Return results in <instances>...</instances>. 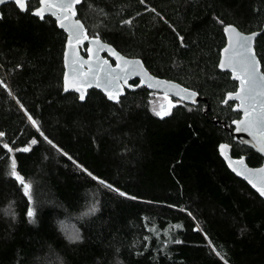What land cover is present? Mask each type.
<instances>
[{
  "label": "trees",
  "instance_id": "16d2710c",
  "mask_svg": "<svg viewBox=\"0 0 264 264\" xmlns=\"http://www.w3.org/2000/svg\"><path fill=\"white\" fill-rule=\"evenodd\" d=\"M77 10L89 37L98 33L155 76L208 100L180 102L163 119L153 113L157 93L147 87L126 90L120 103L91 89L80 102L63 90L65 32L53 18L3 6L0 264H264V200L228 170L218 147L229 143L233 157L245 156L252 167L264 158L234 141L232 121L241 114L235 102L222 101L238 84L217 66L226 43L218 20L262 31L255 49L264 60V0H83ZM33 138L38 142L27 153L3 149L29 146ZM10 157L32 185L31 203L8 174ZM76 164L137 199L99 185ZM93 194L98 211L82 216ZM77 229L82 239L70 242Z\"/></svg>",
  "mask_w": 264,
  "mask_h": 264
},
{
  "label": "snow or ice",
  "instance_id": "6c2138e0",
  "mask_svg": "<svg viewBox=\"0 0 264 264\" xmlns=\"http://www.w3.org/2000/svg\"><path fill=\"white\" fill-rule=\"evenodd\" d=\"M12 2L18 6L19 11L27 12L41 21H45L46 16L54 18L52 22L67 33L64 63L65 68L69 69V71H65L63 74V90L65 92H69V90L75 91L79 94L78 99L80 101L85 100L87 89L94 86L95 88L102 89L109 101L120 103V97L124 94V86L135 88L142 84H147L149 88L163 90V100L166 103L161 104L159 109L155 106L152 108L153 113L161 119L172 115V109L180 101L187 99L195 103L193 98L198 95L197 92L149 75L141 60L126 59L110 45L101 41L98 33L90 38L84 23H82L81 19L77 18V5H80L82 0H38V6L35 7H30L28 0H12ZM5 3L6 0H0V5ZM140 3L145 4V0H140ZM88 7L91 8L92 5L89 4ZM150 11L156 13L155 8L150 9ZM156 15L159 16V13H156ZM217 22L223 25L222 32L226 36V44L221 49L217 66L221 70L229 71L231 78L238 82L236 90L228 92L227 98L222 103L228 104L229 100L238 101L234 105V110L238 111L241 116L239 119L232 121V124L235 125L234 131L236 133H247L252 137L255 149L259 153H264V70H262L264 68V60L258 57L254 48V38L258 33L245 34L233 25L224 24L222 20H218ZM121 23L131 26L132 20H122ZM183 39L182 36H179L182 45ZM84 41H88L90 45L86 48L87 59L80 56L78 51L79 46L83 45ZM103 51H107L110 56L115 58V67L112 66L108 59L102 58L99 55ZM132 76H139L141 78L140 84H128V80ZM0 85L7 88V85L3 81H0ZM173 90L174 95L179 98L175 103L170 98V93ZM21 108H23L22 104ZM188 111H192V109L189 108ZM28 119L48 144L52 145L57 151L62 152L69 160H72V157L68 153L63 152L40 130L36 120L31 116H28ZM4 135L3 132H0V137ZM37 142L33 138L29 146L16 149L11 148L5 143L3 144V149H6L9 154L14 151L27 153L31 151V145H35ZM228 148V144L222 143L219 145L220 155L228 161L229 168L237 176L243 177L260 197H264V166L250 168L245 163L243 157L233 160L226 153V149ZM73 163L75 164L76 162L73 161ZM10 165L11 170L8 174L22 186L24 196L31 203L33 199L31 183L26 182L21 173L17 171L15 157H10ZM76 167L82 169L88 177L98 182L99 185L118 192L122 197L128 196L127 193L114 188L111 183L95 176L91 171L83 168L82 165L76 164ZM128 198L132 200L137 199L135 196H128ZM98 204L99 201L95 198V194H93L91 206L86 205L87 211L81 215L94 214L98 211ZM181 211H184V209H181ZM188 214L191 215L190 212ZM26 215L30 219V222H34L32 218L35 216V212L32 207L27 209ZM145 226L147 227V225ZM176 227H180V225H176ZM68 239L74 243L81 240L82 237L78 230H76L68 235ZM174 242L177 244L181 243L179 240H175ZM216 255L220 256V253L216 252ZM225 264H227L226 261Z\"/></svg>",
  "mask_w": 264,
  "mask_h": 264
},
{
  "label": "water",
  "instance_id": "95a60500",
  "mask_svg": "<svg viewBox=\"0 0 264 264\" xmlns=\"http://www.w3.org/2000/svg\"><path fill=\"white\" fill-rule=\"evenodd\" d=\"M29 1V0H28ZM82 2H83V0H82ZM10 3H13L12 2V0H6V3L5 4H2V5H0V16H2V7L3 6H6V5H8V4H10ZM14 4V3H13ZM82 4V3H81ZM80 4V5H81ZM16 6V5H15ZM79 5H77V7H78ZM17 8H18V6H16ZM23 13H25V12H23ZM77 17H78V10H77ZM54 19V18H53ZM234 26V25H233ZM236 27V26H235ZM59 28V27H58ZM237 28V27H236ZM60 29V28H59ZM238 29V28H237ZM62 30V29H61ZM87 30V29H86ZM239 30V29H238ZM240 32H242L241 30H239ZM242 33H245V32H242ZM251 33H253V32H251ZM255 33H258V35L254 38V48H255V43H256V40H257V38L260 36V34L262 33V31H255ZM66 34V36H67V33H65ZM87 34H88V31H87ZM245 34H250V33H245ZM91 38V37H90ZM225 38H226V36H225ZM101 41H103L102 39H101ZM104 42V41H103ZM105 44H107V45H110V44H108V43H106V42H104ZM226 44V43H225ZM88 46H90L89 45V42L88 41H84V44L83 45H81V46H79V49H78V51H79V55L80 56H82V57H84L85 59H87V57H88V54L85 56V55H83V53H82V49L83 48H87ZM112 48H114L112 45H110ZM115 49V48H114ZM116 51H118L117 49H115ZM256 50V49H255ZM65 51H66V43H65V50H64V53H65ZM119 52V51H118ZM87 53V52H86ZM122 56H124L126 59H129V60H135V59H139V60H141L140 58H131V57H127V56H125V55H123L121 52H119ZM220 54H221V52H220ZM102 58H105V59H108L109 60V62L112 64V66L113 67H115V58L114 57H112V56H110L109 54H108V52L107 51H103V52H101L100 54H99ZM142 61V60H141ZM143 62V61H142ZM63 63H64V55H63ZM143 66H144V68L147 70V72H148V74L149 75H151V76H153V77H156V78H158L159 80H162V81H169V82H171V83H173V84H176V85H179V86H181V87H183V88H187V87H185V86H183L182 84H180V83H178V82H176V81H173V80H169V79H166V78H161V77H158V76H155L154 74H152L147 68H146V66L144 65V63H143ZM218 69L221 71V72H227V73H230L229 71H227V70H221L219 67H218ZM65 71H69V69H67V68H65V63H64V72ZM230 78H231V73H230ZM140 77L139 76H132V77H130V79L128 80V84H131V81H134V80H139V84H140ZM231 80L232 81H234L232 78H231ZM235 82H237V81H235ZM237 84H238V82H237ZM139 87H147V89L149 90V91H152V92H156V93H160V94H163L164 95V93H163V90H161V89H156V88H149L148 86H147V84H142V85H140ZM137 87H135V88H128L127 86H124V94H125V91L126 90H130V91H133V90H135ZM91 89H96V90H98V91H101L102 93H104L103 92V90L102 89H99V88H95L94 86L92 87V88H89V89H87V92H86V96H85V99H86V97H87V93H88V91L89 90H91ZM187 89H189V88H187ZM190 90H192V89H190ZM70 92H73V93H75V94H77L78 96H79V94L78 93H76L75 91H73V90H69ZM192 91H195V90H192ZM195 92H197V91H195ZM198 93V92H197ZM123 94V95H124ZM122 96V95H121ZM170 97L171 98H173V99H175V100H179V98L178 97H176L175 95H174V90H173V92L172 93H170ZM227 98V94H226V96H225V99ZM194 100H195V103H193L191 100H187V99H185V100H183V101H180V102H182V103H185V104H188V105H195V104H197L198 102H200V101H202V102H205V103H207V98L206 97H202L199 93H198V95L196 96V97H194L193 98ZM224 99V100H225ZM80 101V100H79ZM85 101V100H84ZM84 101H80V102H84ZM111 102H114V101H111ZM229 102H235V104L236 103H238V101H232V100H229L228 101V103ZM208 107H207V109H209V105H207ZM233 111H236V110H234V106H233ZM236 112H238V111H236ZM233 125V124H232ZM234 129H235V125H233V129H232V131H231V135L233 136V138H234V141L236 142V143H238V144H240V145H243V146H246V147H248V148H250L251 150H253L255 153H257L259 156H261L262 158H264V153H259L256 149H255V147L253 146L254 145V141L252 140V137L251 136H249L247 133H236L235 131H234ZM220 144H222V143H220ZM219 144V145H220ZM223 144H228L229 145V148L228 149H226V153H227V155L229 156V157H231L233 160H235V159H239V158H235V157H233V155H232V146L229 144V143H227V142H223ZM218 153H219V155H220V152H219V147H218ZM220 157H221V159L224 161V163H225V165H226V167L228 168V170L233 174V175H235L238 179H240V180H242V181H244L255 193H257L256 191H255V189H253L252 187H251V185H249L248 183H247V181H245L244 179H243V177H241V176H237L234 172H232V170L229 168V166H228V161H226L225 159H224V157L223 156H221L220 155ZM243 158H244V161H245V163L250 167V168H259V167H262V166H264V162H263V164L261 165V166H258V167H252V166H250L248 163H247V158L245 157V156H242ZM258 194V193H257ZM259 195V194H258ZM260 197V196H259ZM261 199H263L264 200V197H261Z\"/></svg>",
  "mask_w": 264,
  "mask_h": 264
},
{
  "label": "rangeland",
  "instance_id": "374dc122",
  "mask_svg": "<svg viewBox=\"0 0 264 264\" xmlns=\"http://www.w3.org/2000/svg\"><path fill=\"white\" fill-rule=\"evenodd\" d=\"M154 102H155V105H156V107H157V109H159V107H160V105L161 104H164V103H166L164 100H163V95H159V94H156V95H154ZM174 101V103H175V101H177V100H173ZM179 104V103H178ZM178 104H176V105H178ZM78 230V229H77ZM76 231V230H75ZM79 231V230H78Z\"/></svg>",
  "mask_w": 264,
  "mask_h": 264
},
{
  "label": "flooded vegetation",
  "instance_id": "af4514ba",
  "mask_svg": "<svg viewBox=\"0 0 264 264\" xmlns=\"http://www.w3.org/2000/svg\"><path fill=\"white\" fill-rule=\"evenodd\" d=\"M134 81H136L137 82V84H139V80H134ZM157 94H159V95H163V94H160V93H157ZM171 98V97H170ZM172 100H175V99H173V98H171Z\"/></svg>",
  "mask_w": 264,
  "mask_h": 264
}]
</instances>
